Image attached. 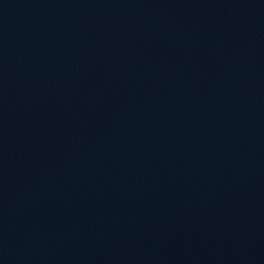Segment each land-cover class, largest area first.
I'll return each mask as SVG.
<instances>
[{
    "label": "water",
    "instance_id": "obj_1",
    "mask_svg": "<svg viewBox=\"0 0 264 264\" xmlns=\"http://www.w3.org/2000/svg\"><path fill=\"white\" fill-rule=\"evenodd\" d=\"M0 264H264V0H0Z\"/></svg>",
    "mask_w": 264,
    "mask_h": 264
}]
</instances>
